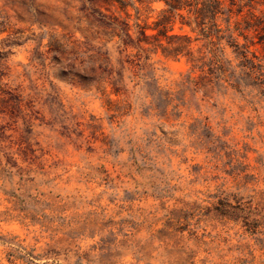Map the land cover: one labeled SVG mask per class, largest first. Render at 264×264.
<instances>
[{
  "label": "rangeland",
  "instance_id": "rangeland-1",
  "mask_svg": "<svg viewBox=\"0 0 264 264\" xmlns=\"http://www.w3.org/2000/svg\"><path fill=\"white\" fill-rule=\"evenodd\" d=\"M122 1L132 36L134 7L148 24L165 8ZM223 2L231 28L264 15V0ZM118 7L0 0V262L18 245L14 264H264V235L215 210L232 195L264 215V95L212 89L185 57H133L105 35L108 15L126 17ZM179 20L198 56L204 41ZM245 33L234 36L264 69ZM145 73L177 109L152 108Z\"/></svg>",
  "mask_w": 264,
  "mask_h": 264
},
{
  "label": "trees",
  "instance_id": "trees-1",
  "mask_svg": "<svg viewBox=\"0 0 264 264\" xmlns=\"http://www.w3.org/2000/svg\"><path fill=\"white\" fill-rule=\"evenodd\" d=\"M102 1L111 5L117 3L120 12L126 16L125 19H121V17L108 15L110 26L109 30L105 31L106 38L108 40L119 38L126 49L135 50L133 57H143L146 61L151 56L158 54L173 59L185 57L191 63V72L194 70L200 72V80L212 89L214 87L224 91L231 89L241 97L250 94V92L246 93V90L257 89L259 93L264 95L263 66L248 58V54H250L253 59H257L255 54L248 50L246 44L240 45L237 42V36L246 40L245 32L253 30L257 32L258 43L264 46V15H251V21L244 20L243 25L236 21L231 28V12L224 7L223 0H156L162 2L165 8L159 11L157 18L150 24L140 20L139 9L134 7L136 16L132 24L134 29V36H132L129 33L130 25L126 20L129 18V14L125 11V3L122 0ZM137 1L140 5L144 3L143 0ZM222 16H226L223 19L226 23L224 29L218 23V19ZM175 18L180 19L179 24L181 26H187L192 33H197L198 38L195 40L204 41L202 47L205 51L202 52L200 49L199 55L193 56L191 38L186 34L173 32ZM118 31H122L125 37L122 38ZM234 33H237L236 37ZM222 41H225L226 45L233 49L236 58L240 59L237 66H232L231 61L224 58L223 48L220 47ZM236 68L239 70L237 71ZM141 79L144 81L146 96L151 98L152 108L161 109L165 113L174 98L169 92L162 91L157 86L153 74H142ZM186 79L190 84L197 85L190 74L187 75ZM113 93L117 94V92ZM171 107L174 110L177 109L178 105H171ZM215 197H217L218 204L215 206V210L220 216L233 222L241 219L245 232L250 235H264V232L259 230L264 225V215L260 214L258 204H253V200L241 202V199H236L232 195H225L222 199L218 196ZM230 197L235 200V205L229 202ZM19 249H21L20 246L15 245L12 252H5L4 260L7 264L23 261V256L16 254ZM29 257L30 261L34 259L33 256L29 255ZM0 264L2 263L0 262Z\"/></svg>",
  "mask_w": 264,
  "mask_h": 264
}]
</instances>
